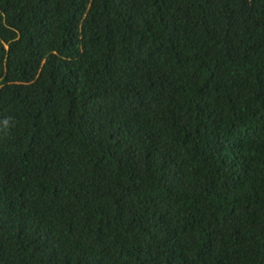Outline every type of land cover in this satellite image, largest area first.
<instances>
[{
  "label": "trees",
  "instance_id": "trees-1",
  "mask_svg": "<svg viewBox=\"0 0 264 264\" xmlns=\"http://www.w3.org/2000/svg\"><path fill=\"white\" fill-rule=\"evenodd\" d=\"M0 264H264V0H0Z\"/></svg>",
  "mask_w": 264,
  "mask_h": 264
}]
</instances>
